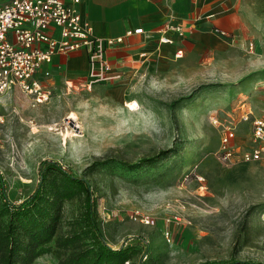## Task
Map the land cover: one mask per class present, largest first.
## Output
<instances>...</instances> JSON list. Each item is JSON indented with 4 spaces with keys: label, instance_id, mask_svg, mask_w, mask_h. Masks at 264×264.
<instances>
[{
    "label": "rangeland",
    "instance_id": "1",
    "mask_svg": "<svg viewBox=\"0 0 264 264\" xmlns=\"http://www.w3.org/2000/svg\"><path fill=\"white\" fill-rule=\"evenodd\" d=\"M213 47L153 63L122 87L51 83L42 103L18 89L0 95L8 197L28 198L41 163L56 161L88 180L105 240L141 251L126 264L264 263V163L218 153L226 126L236 127L238 148L248 143L243 102L264 117V67L240 47ZM79 208L64 203L62 232ZM33 264L58 259L45 254Z\"/></svg>",
    "mask_w": 264,
    "mask_h": 264
},
{
    "label": "built area",
    "instance_id": "2",
    "mask_svg": "<svg viewBox=\"0 0 264 264\" xmlns=\"http://www.w3.org/2000/svg\"><path fill=\"white\" fill-rule=\"evenodd\" d=\"M80 1L0 0V95L18 89L38 103L48 101L52 95L49 82L52 72L48 66L56 55L79 50L88 52L89 77L80 84L86 90L122 77L121 72L114 70L108 52L122 45L126 37L145 33L144 28L127 29L124 35L116 37L99 35L78 9ZM199 19L197 16L189 25H183L170 18L159 27V43L173 45L177 37L186 38L193 33ZM212 30L221 37H230L219 27ZM183 57L184 50L178 49L175 58ZM76 85L66 81L68 88ZM241 107L242 120L250 123L248 143L238 148L236 127L226 126L218 153L230 162L238 159L264 163V117L255 116L245 102ZM140 219L146 224L152 221L150 216Z\"/></svg>",
    "mask_w": 264,
    "mask_h": 264
},
{
    "label": "crops",
    "instance_id": "3",
    "mask_svg": "<svg viewBox=\"0 0 264 264\" xmlns=\"http://www.w3.org/2000/svg\"><path fill=\"white\" fill-rule=\"evenodd\" d=\"M77 7L99 35L116 37L127 29L145 30L126 37L122 45L109 50L112 66L122 77L97 86L122 87L153 63L179 62L191 52L213 46L245 49L256 67H264V0H81ZM213 14L215 17H207ZM197 16L200 19L196 28L186 38L177 37L173 45L159 43L162 23L173 17L176 22L189 25ZM213 27L227 31L230 37L215 34ZM178 49L184 50L183 58H175ZM48 68L52 72L49 82L54 86L67 80L84 83L89 77L88 52L58 54Z\"/></svg>",
    "mask_w": 264,
    "mask_h": 264
},
{
    "label": "trees",
    "instance_id": "4",
    "mask_svg": "<svg viewBox=\"0 0 264 264\" xmlns=\"http://www.w3.org/2000/svg\"><path fill=\"white\" fill-rule=\"evenodd\" d=\"M153 160V159H149ZM36 190L21 202L12 201L0 177V264H33L53 254L58 264H126L141 251L132 245L112 247L102 235L91 186L56 161L41 163ZM79 202V212L61 231L66 201ZM207 264H264L226 260Z\"/></svg>",
    "mask_w": 264,
    "mask_h": 264
},
{
    "label": "bare ground",
    "instance_id": "5",
    "mask_svg": "<svg viewBox=\"0 0 264 264\" xmlns=\"http://www.w3.org/2000/svg\"><path fill=\"white\" fill-rule=\"evenodd\" d=\"M70 119H77V115L72 112L71 115L69 116ZM79 126V125H78ZM52 128V127H51ZM69 134V133H68Z\"/></svg>",
    "mask_w": 264,
    "mask_h": 264
}]
</instances>
